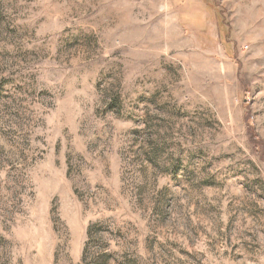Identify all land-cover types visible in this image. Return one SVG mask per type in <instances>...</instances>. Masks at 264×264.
I'll return each instance as SVG.
<instances>
[{"label": "rangeland", "instance_id": "obj_1", "mask_svg": "<svg viewBox=\"0 0 264 264\" xmlns=\"http://www.w3.org/2000/svg\"><path fill=\"white\" fill-rule=\"evenodd\" d=\"M0 264H264V0H0Z\"/></svg>", "mask_w": 264, "mask_h": 264}]
</instances>
